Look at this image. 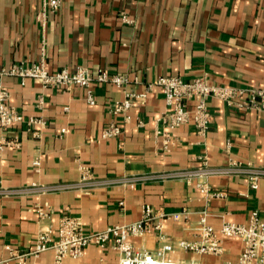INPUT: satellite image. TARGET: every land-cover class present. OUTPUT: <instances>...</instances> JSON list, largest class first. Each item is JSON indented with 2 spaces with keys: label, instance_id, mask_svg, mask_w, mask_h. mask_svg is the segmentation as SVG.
<instances>
[{
  "label": "crops",
  "instance_id": "crops-1",
  "mask_svg": "<svg viewBox=\"0 0 264 264\" xmlns=\"http://www.w3.org/2000/svg\"><path fill=\"white\" fill-rule=\"evenodd\" d=\"M42 6V0H0V68L44 60L50 71L105 69L127 74V87L147 91V97L127 119L109 111L111 103L124 99L123 88L109 82L93 84L96 102L91 104L79 85L44 88L31 77H4L10 103L47 124L0 126V145L19 142L0 150V185L30 188L0 196V261L15 250H34L46 226L53 225L57 237L63 215L80 217L88 232L137 221L146 204L169 213L189 210L188 221L167 219L162 231L131 239L150 250L160 246L162 235L166 241L199 238L203 209L210 211L209 223L217 229L223 221L247 224L253 210L264 219V177L254 189L246 173L210 176L212 190L222 195L208 197L195 181L179 175L196 168L199 156L213 166L264 168V112L211 97L212 120L205 135L193 120L170 129L156 121L166 109L160 85L149 88L160 76L190 80L205 71L216 83L264 86V0H62L45 26L38 17ZM124 14L132 21H125ZM41 95L43 107L37 105ZM113 119L123 133L105 138L103 130ZM80 162L91 167L97 184L88 190L63 187L79 182ZM38 206L51 209L53 216L41 219ZM223 247V255L177 249L172 257L223 264L239 258L244 242L229 236ZM85 250L63 264H119L118 251L111 247L90 244ZM26 264H56L55 253L29 255Z\"/></svg>",
  "mask_w": 264,
  "mask_h": 264
},
{
  "label": "built area",
  "instance_id": "built-area-1",
  "mask_svg": "<svg viewBox=\"0 0 264 264\" xmlns=\"http://www.w3.org/2000/svg\"><path fill=\"white\" fill-rule=\"evenodd\" d=\"M42 12L38 17L45 26L50 12H55L60 8L62 0H42ZM125 21L132 20L128 15H123ZM45 61L40 63L21 62L10 68H0V126L7 127L16 124H26L28 129H32L36 124L46 126L47 122L40 116L26 117L17 107L10 103V93L4 86L3 79L8 75H17L25 81L31 77L41 82L44 88L61 87L70 90L74 85L82 86L87 91L89 103L96 102L93 93L95 82L110 83L124 90V99L114 101L110 104L109 111L112 115H126L128 119L130 110L138 103L143 102L147 97V91L138 92L129 89L127 86L130 78L127 74H111L105 69H100L93 73L88 67L78 66L70 70L64 67L57 71H50L45 66ZM160 85L166 104L163 114L157 118V122H162L170 129H176L193 120L197 132L205 135L210 128L212 111L210 105L211 97H217L233 107L264 112V86L262 87H235L216 83L211 80L208 72L186 80L179 75L160 76L156 81L149 84ZM194 104L191 107L190 102ZM44 97L38 98L37 105L44 106ZM68 110V107H66ZM144 125V121L139 122ZM65 132L66 129H63ZM123 127L115 120H111L103 130L102 136L113 138L119 136ZM37 134V132H35ZM172 145L176 142L171 141ZM15 140L4 141L0 145V150L8 145H18ZM168 144H166V148ZM200 164L194 169H188L179 173L182 178L188 181H195L196 185L208 197L221 193L212 190L208 178L213 175H237L246 173L249 184L256 189L259 186L260 178L264 177V168L247 167L242 168L237 165L213 166L206 156H199ZM39 165L38 159L34 161ZM81 179L79 182L63 187H79L88 190L97 184L94 179L91 167L80 162ZM37 185H34L35 187ZM30 188H9L0 185V196H10L24 192ZM37 213L41 219H50L53 211L45 206H38ZM210 211H201L200 221H198L199 235L197 239L187 240L180 238L176 241L164 240L154 250L136 246L132 242L134 237H144L153 230L162 231L163 222L172 219L175 222L188 221L189 210L176 212H166L155 209L152 205L146 204L143 208L141 219L130 223L116 224L98 231H86L83 220L72 215H63L59 221L58 236L55 237L53 225L42 228L37 234V241L34 250L12 251L9 258L1 260L0 264H7L11 259L18 260L19 264H26L29 255L39 254L47 250L55 253L56 264H63L67 257L79 258L84 254L85 248L90 244H95L102 249L113 248L118 251L119 264H198L195 260L174 259L172 253L180 251L223 255V239L229 236L242 238L244 248L236 261L225 260L223 264H264V219L257 210H253L247 224L223 221L220 228H215L209 223Z\"/></svg>",
  "mask_w": 264,
  "mask_h": 264
}]
</instances>
